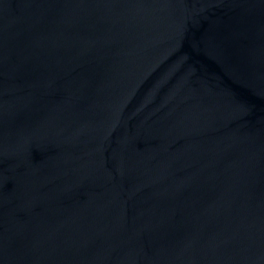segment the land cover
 <instances>
[{
	"label": "water",
	"instance_id": "obj_1",
	"mask_svg": "<svg viewBox=\"0 0 264 264\" xmlns=\"http://www.w3.org/2000/svg\"><path fill=\"white\" fill-rule=\"evenodd\" d=\"M0 264H264V0H0Z\"/></svg>",
	"mask_w": 264,
	"mask_h": 264
}]
</instances>
